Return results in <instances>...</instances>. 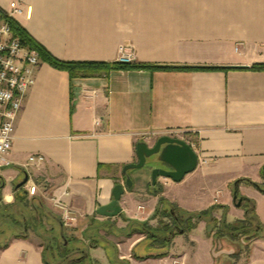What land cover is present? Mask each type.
Masks as SVG:
<instances>
[{
	"label": "crops",
	"instance_id": "obj_1",
	"mask_svg": "<svg viewBox=\"0 0 264 264\" xmlns=\"http://www.w3.org/2000/svg\"><path fill=\"white\" fill-rule=\"evenodd\" d=\"M20 9L12 13L10 4ZM9 15L53 58L62 62H116L129 45L134 62L217 70H111L70 79L39 59L34 82L18 112L10 165L0 169V201L14 202L16 186H34L45 209L61 221L55 202L75 216L65 235L96 264H216L206 223L174 235L163 252L142 233L124 237L128 221L150 228L170 219L157 214L160 200L193 213L215 206L212 216L232 224L244 219L238 197L254 203L260 224L244 264H264V0H0ZM181 139L207 160L179 182H150V168L127 172L138 142ZM41 155L38 166H27ZM249 180L255 185L247 183ZM123 187L114 217L96 213ZM108 212H112V209ZM108 225L91 245L83 239L92 221ZM166 221V222H165ZM62 222V221H61ZM92 231H89V234ZM119 236V237H118ZM75 243V244H76ZM29 237L0 249V264H45ZM83 259V260H84ZM48 261V260H47Z\"/></svg>",
	"mask_w": 264,
	"mask_h": 264
},
{
	"label": "trees",
	"instance_id": "obj_2",
	"mask_svg": "<svg viewBox=\"0 0 264 264\" xmlns=\"http://www.w3.org/2000/svg\"><path fill=\"white\" fill-rule=\"evenodd\" d=\"M0 18L5 22L12 35L17 37L22 47L33 50L38 54L41 61L47 63L51 67L59 70H64L68 73L70 79L78 77H94L102 74H107L111 70H217L219 68H202V67H188V66H164V65H146V64H121L118 62L102 63V62H62L53 58L48 52L44 50L37 42H35L26 31L21 28L12 17L0 11ZM252 70H264V64H256L251 66ZM251 185H255L249 180H245ZM242 199L241 207L244 210V219L236 221L232 224L226 223L223 219L217 220L212 216V212L216 209L215 206L199 211V212H185L177 207L166 204L160 200L162 207L157 210V214L170 219V224L159 222V227L153 229L137 221H128L124 229L119 230L124 237H130L133 233H142L151 239V245L157 246L164 251L154 255V257H163L166 255L165 249L170 245L171 239L174 235L190 231L196 227L198 221L206 223L205 231L208 236H212L213 240H225L228 237L236 240L239 237L247 238L248 241L253 240L258 236L260 231V224L254 212V203L244 197ZM48 225L49 229H44ZM92 227L84 233L83 239H87L91 245L97 244V239H101L99 234L93 233L99 229L105 228L107 222L92 221ZM190 228V229H189ZM29 229L37 235H48L49 240L54 244L58 243L59 239H63L69 244V240L65 235L63 223L48 212L41 198L33 196L29 197L28 193L19 188L17 190L14 202L5 205L0 201V249L7 247L8 243L13 238L28 237ZM41 230V232H40ZM92 233L89 234V231ZM40 237V236H39ZM44 237V236H43ZM106 246H111L110 242L103 240ZM71 242V245L63 247L66 254L70 252L81 253L85 255L84 248L76 243V247ZM215 245V243H214ZM46 261V262H45ZM45 264H50L47 259ZM113 264H121L115 259Z\"/></svg>",
	"mask_w": 264,
	"mask_h": 264
},
{
	"label": "built area",
	"instance_id": "obj_3",
	"mask_svg": "<svg viewBox=\"0 0 264 264\" xmlns=\"http://www.w3.org/2000/svg\"><path fill=\"white\" fill-rule=\"evenodd\" d=\"M10 8L12 13L20 12L15 3H11ZM38 61V54L22 47L19 39L12 35L8 25L0 18V169L10 165L8 153L12 145L14 124L24 96L34 82V68ZM116 62L134 64L132 47L120 46ZM43 160L41 155H31L26 165L38 166ZM198 162L205 164L207 160L198 158ZM26 192L34 195L35 187H27ZM55 205L60 211L62 223L71 225L75 219L74 214L57 202Z\"/></svg>",
	"mask_w": 264,
	"mask_h": 264
},
{
	"label": "water",
	"instance_id": "obj_4",
	"mask_svg": "<svg viewBox=\"0 0 264 264\" xmlns=\"http://www.w3.org/2000/svg\"><path fill=\"white\" fill-rule=\"evenodd\" d=\"M136 162L127 164L122 169L125 175V187L131 188L132 181L128 177L127 172L131 169H142L144 166L150 168L151 185L155 187L157 179H170L173 182H179L183 177L192 172L198 162L197 155L190 145L185 141L171 136H160L152 145L147 142H138L135 146ZM27 176L16 186V189L23 187L27 183ZM238 181L234 182L233 201L236 207H240L242 199L237 194ZM123 187L116 185L112 191L113 200L106 206H101L96 213L104 217H114L120 209L117 202L122 195ZM112 209V212H108ZM232 250L221 249L212 250L214 258L220 257L222 254H230Z\"/></svg>",
	"mask_w": 264,
	"mask_h": 264
},
{
	"label": "rangeland",
	"instance_id": "obj_5",
	"mask_svg": "<svg viewBox=\"0 0 264 264\" xmlns=\"http://www.w3.org/2000/svg\"><path fill=\"white\" fill-rule=\"evenodd\" d=\"M145 167L146 166H144L143 168ZM139 170L140 169H131L130 172H137ZM44 229L48 230L49 226L45 225ZM99 236H101V238L105 240V237H103L105 236V234H101ZM28 237L33 242L42 247L44 256L50 264H96L93 261H87V259H84V254L76 252H70L66 254V252H64L63 250V247L67 246L68 243L61 238L59 239L58 243L54 244L53 241L49 240L48 235H37L30 229L28 231ZM214 243V248L216 251L221 249H225L227 251L232 250V253L230 254H222L220 257H217L215 259L216 264H244L246 262L249 245V241L247 240V238L239 237L236 240H232L228 237H225V240H213V244ZM73 247H76V244H73Z\"/></svg>",
	"mask_w": 264,
	"mask_h": 264
},
{
	"label": "bare ground",
	"instance_id": "obj_6",
	"mask_svg": "<svg viewBox=\"0 0 264 264\" xmlns=\"http://www.w3.org/2000/svg\"><path fill=\"white\" fill-rule=\"evenodd\" d=\"M198 163V162H197Z\"/></svg>",
	"mask_w": 264,
	"mask_h": 264
}]
</instances>
